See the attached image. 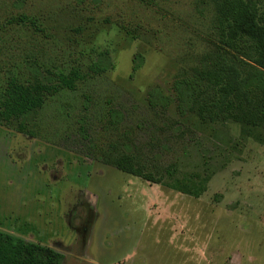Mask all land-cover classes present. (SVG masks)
<instances>
[{"label": "rangeland", "instance_id": "1", "mask_svg": "<svg viewBox=\"0 0 264 264\" xmlns=\"http://www.w3.org/2000/svg\"><path fill=\"white\" fill-rule=\"evenodd\" d=\"M77 1L0 0V91L8 75L84 67L105 48L113 64L50 96L31 117L36 136L0 124V230L61 264H264V145L244 124L180 116L175 101L162 113L147 95L173 97V79L212 48L213 0Z\"/></svg>", "mask_w": 264, "mask_h": 264}, {"label": "trees", "instance_id": "2", "mask_svg": "<svg viewBox=\"0 0 264 264\" xmlns=\"http://www.w3.org/2000/svg\"><path fill=\"white\" fill-rule=\"evenodd\" d=\"M213 7L212 48L200 57L189 75L173 79V97L157 89L149 90L150 105L165 113L175 101L180 116L191 112L202 122L244 124L243 130L264 145V0H213ZM30 24L37 27L33 21ZM117 25L126 28L121 21ZM142 62V55L135 53L131 76ZM73 64L66 71L34 68L25 78L8 75L0 91V124L36 136L31 117L50 96L62 90L73 91L87 77L101 75L113 66L106 48L99 50L95 59L84 67ZM261 128L263 132L259 133ZM102 160L124 172L161 182L144 172L130 154L107 152ZM170 187L194 196L204 190L201 182L185 184L179 180ZM62 260L63 254L51 247L0 230V264H61Z\"/></svg>", "mask_w": 264, "mask_h": 264}, {"label": "flooded vegetation", "instance_id": "3", "mask_svg": "<svg viewBox=\"0 0 264 264\" xmlns=\"http://www.w3.org/2000/svg\"><path fill=\"white\" fill-rule=\"evenodd\" d=\"M61 253V252H60Z\"/></svg>", "mask_w": 264, "mask_h": 264}]
</instances>
